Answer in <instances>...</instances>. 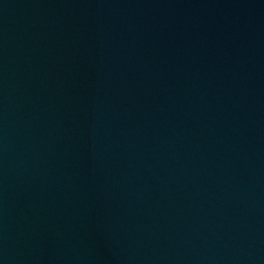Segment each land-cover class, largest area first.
Wrapping results in <instances>:
<instances>
[{
	"label": "water",
	"instance_id": "1",
	"mask_svg": "<svg viewBox=\"0 0 264 264\" xmlns=\"http://www.w3.org/2000/svg\"><path fill=\"white\" fill-rule=\"evenodd\" d=\"M0 264H264V0H0Z\"/></svg>",
	"mask_w": 264,
	"mask_h": 264
}]
</instances>
